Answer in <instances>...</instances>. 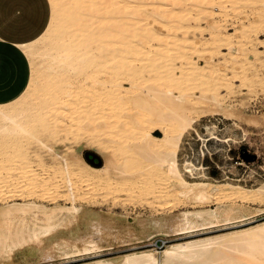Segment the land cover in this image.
<instances>
[{
	"label": "rangeland",
	"instance_id": "374dc122",
	"mask_svg": "<svg viewBox=\"0 0 264 264\" xmlns=\"http://www.w3.org/2000/svg\"><path fill=\"white\" fill-rule=\"evenodd\" d=\"M189 1L179 0L177 5L171 2L165 5V0H155L152 5L149 3L151 10L154 8L153 4L160 5L163 9L165 8L164 10L170 9L171 12L174 10L170 18L173 22L170 25L173 23L179 25L173 24L175 28L173 25L170 26L169 22L164 26L157 24L159 16L151 11L149 15L152 21L149 20L147 14L146 23L141 22L160 29H157L158 31L153 29L154 33L152 31V34L149 33V40L147 36L143 38V41L142 38L135 37V40L132 37L133 42L139 40L138 43L141 45L144 41H149L147 45L143 44L146 47L141 48L142 51L139 49H137L139 52L135 49V51L133 49L122 50V55L118 54L117 58L114 57L115 60H111L109 59L110 51L96 50L97 44L94 43L93 54L96 63L86 62L84 69L98 68L99 83L95 84L94 80H87L83 89L73 85L71 88L69 86L72 95L68 99L75 98L72 111L75 113L76 122L72 124L73 126L63 127L61 130L53 131L42 127L36 129L37 135L44 142L50 145L59 143L57 146H62L60 147L62 153L81 151L88 165L103 166L107 160V174L91 172V178L85 179L88 167L82 164L78 166L74 160H71L70 165H73L72 167L76 170H82V176L75 177L73 174L71 180L74 183L69 188L66 177L49 179L52 175V167L56 164L62 166V161L58 158L43 157L44 146L40 143L23 136L15 144L9 143L6 139L0 144L8 142L7 147L4 146L5 144L0 146V224L3 223L2 212L4 210L11 208L13 204L26 201L40 204L42 210L51 211L57 218L65 219L66 214L69 213L65 207L71 204L70 193L76 192L78 194L76 205L83 209L84 213L86 212L84 215L81 212L83 218L86 214L85 218L88 215L90 218L99 217V213L94 212L98 210L96 212H100L102 224L112 222L113 226L117 225L115 227L117 229L130 225L135 230L133 236L123 235L118 240L111 235L112 237H106V241L102 242L100 249L93 248L86 252L79 250L83 245L78 238L92 231L89 225L88 227L85 223L79 222L78 225L71 227L58 226L54 234L40 245H21L12 253L0 251V258L3 257L0 259V264H95L99 260L103 264H111L113 261L118 264V260L124 254L135 255L151 248L163 249L168 244L218 239L219 243L214 245L213 249H220L225 244L237 245L238 242H243V239L251 241L259 238L261 233L259 229L264 225V191L257 189L258 186L264 184V0H212L209 9L206 8V0H200L201 2L193 0L201 5L206 4L202 6V10L203 7L206 8L204 13L198 3L197 7L195 3L192 4L193 2ZM235 3L236 6H232ZM78 7L77 9H80ZM57 17L61 18V16ZM52 19L50 5L48 25ZM85 19L81 16L68 20L67 23L74 25L70 29L75 32L65 37L63 49L55 51L61 54L66 53V56L62 55L63 57L60 56L58 60L60 62L63 60L62 66L67 69L70 64L66 65L65 62L69 61L75 49L81 57L73 63L80 64L83 61L85 54H83L82 41L84 38L81 33L86 29V23L82 22ZM167 21L170 20L167 19ZM80 22L83 24L80 25ZM180 23L183 24L181 27ZM56 28L57 24L47 38L37 43L39 54L35 55L34 61L39 67L43 66L47 60L51 65L58 64V60L56 62L51 59V61L47 55L51 49V43L57 38ZM161 37H167L168 44L160 46ZM149 43L151 46H148ZM121 44H116L115 49L120 50L124 43ZM150 60L154 63L161 60V64L166 65L162 69L161 67L157 69L151 66L152 62L149 64L150 69L146 65L150 63ZM170 82H174L178 87V90H174L177 96L179 94L189 96L190 93L193 94L192 92L196 95L181 96L183 99L179 101V105L177 102L181 97L177 98L176 104L167 107H161L162 104L157 101V98V100L153 99L155 102L147 99L146 94L149 93L147 91L149 87L165 83V86L163 85L165 88L167 84H171ZM205 94H213L218 99L221 98L219 99L221 103L203 100L201 96ZM154 105L158 106V109L153 107ZM165 127L170 129L171 135L182 134L180 147L177 150V162L184 178L183 183L185 181L187 185H178L175 188L176 190L182 189L183 196L178 191H175L177 194L171 195L164 189L166 186H168L166 187L168 191L171 188L168 175L160 169L158 164L154 163L158 153L148 151L150 148H161L154 137L162 136V128ZM15 148L17 150H13ZM87 150L99 154L102 161L99 166L90 163L85 158L84 153ZM243 151L249 154L255 153L256 157L247 160L241 155ZM6 153H12L11 157ZM38 153L41 154L42 159L37 158ZM23 156L25 159L22 158ZM115 164L124 168L122 174L120 171L114 172L112 166ZM117 172L119 174H116ZM98 175L99 177L94 179ZM39 178L44 182H38ZM194 181H198V184L192 185ZM34 182L42 184L39 187L38 183ZM47 183L50 184L47 185ZM215 208L218 216L220 215L217 224L207 225L186 233L166 236L156 233L152 227L144 231L138 224L139 219L169 217L181 211L205 212ZM12 211L17 213V211ZM29 211L31 212L32 209ZM30 215L31 213H27V220L30 218L29 225L27 224L29 227L33 225ZM196 219L201 224L209 220H206L205 214ZM147 233L150 235L147 236ZM102 234L105 236L106 232L103 231ZM62 237L72 238L69 242L61 240ZM102 239L104 238H99L100 241ZM50 242L55 246L52 243L51 246ZM108 243L112 244L108 246ZM233 253L229 255L238 257V253ZM245 255L239 258L246 261L248 256L245 260Z\"/></svg>",
	"mask_w": 264,
	"mask_h": 264
},
{
	"label": "bare ground",
	"instance_id": "6f19581e",
	"mask_svg": "<svg viewBox=\"0 0 264 264\" xmlns=\"http://www.w3.org/2000/svg\"><path fill=\"white\" fill-rule=\"evenodd\" d=\"M48 1L52 7V14H53V19L50 22V24L47 26V28L44 30V32L38 38H36L30 42H27V43L18 44V47L21 49V51L30 60L31 75H30V80H29V83H28L26 89L16 100L11 101V102H7L4 104H0V144L2 143V141H4V139H6L9 143L15 144V142H19V140L23 136H26V138L32 139L36 143H40L42 146H44L43 150L45 151V154H43V157H50L52 159L58 158L60 161H62V166H60L58 164L54 165L53 167L51 166L52 167V175H50L51 177H49V179L50 178L56 179V178L66 177L67 186L71 187V185L74 183V182L72 183L71 176L72 177L74 175H75V177L82 176V170L74 169V167H72L73 165H70L69 161L74 160L75 163L78 164V166H79V164L86 165L88 167V170H87L88 172L86 171L85 179L87 177H88V179H90L92 176V174H90L91 172H100V173H106L107 174V172H108L107 160L105 161L103 166L98 165L99 167H96V166L88 165L85 162V160L81 154L82 153L81 151H78L76 153V150L74 149L75 151H72V152L69 151V152L62 153V151L60 150V147H62V146H57V145H59V143H54V144L51 143V145H50L47 142H44L40 138V136L37 135L36 129H38L39 127H42V128H46L48 130L50 129L53 131L58 130V129L61 130V128L69 127L76 122V118L74 117L75 113L72 111V106H73L72 103L75 102V98L72 97L71 99H68L69 96L72 95L71 89H70L71 86L73 85V86H76L80 89H83V88H85L84 84L86 83L87 80H94L95 84L99 83L98 75H97L98 74L97 72H99L98 68L84 69L86 62L90 61V62L96 63V59H94V54H93V44L94 43L97 44L96 50H101V49H104L105 51L109 50L110 51V55H109L110 58L109 59H111V60H113L114 57L117 58L116 56H118V54L122 55V53H123V52L121 53L122 50L123 51L124 50L130 51L133 49V51L136 50L137 52H139L137 50V49H139L142 51L141 48L145 49L147 42H149L148 41L149 40L148 39L149 33H151V31L153 32V29H155L154 31H156L157 29H160L158 27V25H156V23L162 24L164 26V24L166 25V24H168V22H169V25L171 22H173V21H171L170 18L172 17V13L174 10H172V12L170 9L164 10L165 8L163 9L160 5H155V4H153L152 7H154V8L152 10L149 9V8H151L148 6L149 3L152 5V3L155 0L154 1L153 0H48ZM165 1H166L165 5H167V3L170 4V2H171V4L173 3V5H175V4L177 5L179 2V0H165ZM184 1H186V0H183V2ZM190 1L193 2V0H190ZM204 1H203V3H204ZM211 1L212 0H206V2H205L207 4L206 8H208L212 5ZM194 3L195 2H193L192 4H194ZM197 3H198V5L201 6V7L199 6V8L201 10H202V6L206 5L205 3H204L205 5H201V3H199L198 1H197ZM197 3H195L194 5H197ZM194 5H191V6H194ZM198 5H197V7H198ZM78 6L80 7V9H77ZM232 6H236V3ZM203 8L204 9L202 10V12L204 13V11H206V8L205 7H203ZM190 10H192V9H190ZM237 10L238 9H236V11ZM151 11L153 14L157 13V15L159 16V18H158L159 20H157V22H156L157 18L156 17H154L156 19L153 18L154 22H156L155 25L158 27L157 29L155 26H149V24L148 25L142 24V22H141V21H145V19L147 18V14H148L149 20L152 21V19H150L151 16L149 15V14H151L150 13ZM60 12H61V15H59ZM57 13H59V14L57 15ZM258 13H259V10H258ZM183 15H184V13H183ZM57 16H61V18H59ZM81 16L86 18L84 21H82L84 24L86 23V26H85L86 29L84 31H82V33H81V36L84 38V41H82V49H83V54H85V55L83 57L82 63H80V64L73 63V62H76V60L81 57L80 54L76 53V49H75L74 53L71 56L69 55L70 56V58H69L70 62L69 61L65 62L66 65H67V63L70 64V67L67 69L65 66H62L64 61L63 60L61 62L59 61L60 56L61 57L66 56V53L62 52V54H61V52L57 53L55 51L58 49H63V45L65 44V37L70 36V35L74 34V32H75L73 29H70L74 25L71 26L69 24L70 22L67 23L68 20L71 18L81 17ZM152 17H153V15H152ZM208 18H210V17H208ZM142 19H144V20H142ZM167 19L170 21H167ZM146 21H145V23H146ZM180 21H177V22L179 23ZM83 23L80 22L79 24L81 25ZM55 24H57V28H56L57 38H55L54 42L51 43V45H50L51 49L49 52H47L48 53L47 55L49 57L48 59H50V60L52 59L53 61L57 62V60L59 59L57 63L58 64L60 63V65H58V64L57 65L56 64L51 65L48 62L49 60H47V62L43 63V66L39 67V65H37L34 61L35 55L37 56V54H39L38 48H37V43L38 42L40 43V41H43L45 38H47L49 36V33L52 30V28H54ZM173 24L175 25L176 23H173ZM173 24H171V25H173ZM150 25H152V24L150 23ZM162 25H160V26L163 27ZM178 25H175V26H178ZM182 25L183 24L180 23V27ZM82 26H84V25H82ZM177 29H178V27H177ZM136 32H137V35H136ZM170 32H171V30H170ZM131 33H133L134 36ZM146 36H147L148 40H147V42L144 41V43H143L142 42L143 38L145 39ZM132 37L142 38L141 42L143 44L146 43V45L144 46L143 44L142 45L139 44L138 43L139 40H137V42H133ZM154 37H155V35H154ZM166 38L167 37L160 39V42H161L160 46H162L163 44L166 45V43L168 44L169 41L167 42L168 38L167 39ZM152 39L150 41H152ZM158 39H159V37H158ZM135 40H136V38H135ZM118 42H120L122 44L124 43L120 50H118L119 48L115 49L116 44L117 45L120 44ZM42 44H43V42H42ZM149 44H148V46H151V44L150 45ZM47 46L49 47L48 44H47ZM180 47L182 48V46H180ZM131 54H133V52ZM160 59L162 60L163 57ZM121 60L122 59H120V61ZM158 60H156V62ZM161 60L158 61L157 63H154L153 60H150V63H148L146 65H148L149 66L148 68L151 69L149 64H151L153 62L151 64V66H155L157 69L161 67V69H162V67H164V65H166V64L163 63L164 62V60H163V62H162L163 65H162ZM40 65H42V64H40ZM126 65H128V64L126 63ZM159 65H161V66H159ZM59 67H60V69H59ZM63 69H65V70L63 71ZM152 69H155V68L152 67ZM173 72H175V71H173ZM169 77H171V75ZM153 79H154V77H153ZM160 80H162V79H160ZM65 82H66V85H65ZM173 83H171L172 85L167 84L165 88L163 87V85L165 83H163V85L158 83L159 85H157V86H156V84H154L155 87H153V85H152L151 86L152 88L149 87L150 89L149 88H148V90L146 89L149 92L148 95L146 94V96L148 97L147 99H152V100L158 99L157 101L159 103L161 102V104H162V106L160 105L161 107H164V106L167 107L169 105L176 104L177 98H179L183 95L181 94V96H180V94H179V96H177V93L174 90L175 89L178 90V87H176L175 83L174 84ZM131 85H132V83H131ZM69 86H70V88H69ZM140 87L142 88V86H140ZM141 91L143 92V90H141ZM192 93L193 94L190 93L189 96L184 95L183 97H185V96L191 97V96L196 95V94H194V92H192ZM183 97H181L178 100L177 104L180 103L179 101L181 99H183ZM201 98L203 100L212 101L214 103H221V100H219L221 98L218 99L213 94L212 95L205 94V95H202ZM152 100H150V101H152ZM178 105H176V106H178ZM153 107H157V109H158V106L154 105ZM153 107H151V109ZM119 111H120V109H119ZM132 112H134V111H132ZM129 120H130V118H129ZM62 131H64V130H62ZM70 131H71V127H70ZM170 132H171L170 129H168L166 127L162 128V136L154 137V138H156L157 143L160 145L161 148L160 149L150 148V150H148V151L149 152L153 151V153L154 152L158 153V156L155 159L154 163L158 164L161 167L160 169H162L163 172L168 175V180H169V183L171 186L169 191H171V192L168 191V189H167L168 186H166L167 188L164 187V189L167 190V192L169 194L175 195V193H176L175 191H178L179 193L182 192L181 191L182 189L176 190L177 188H175V187L178 185L179 186H181V185L186 186L187 183H185V181L183 183L184 178L182 176L181 170H180V168L178 166V162H177V159H178L177 158V150H178V147H180L179 144H180L182 134H178V135L176 134L177 136H175V134L174 135L172 134L173 135L172 136ZM132 137H134V136H132ZM59 139H60V137H59ZM8 142H5V143L3 142V144L0 146L2 147L5 144L4 146L7 147ZM50 142H52V141H50ZM22 143H24V142H22ZM12 146H14V145H12ZM23 146L25 147V145H23ZM1 147H0V149H1ZM132 147H133V145H132ZM132 147H131V149H132ZM18 148H19V146H18ZM13 150H17V148H15ZM24 151H26V150H24ZM46 151H47V153H46ZM138 153H139V151H138ZM11 154H9V156ZM15 154H16V152H15ZM41 154L38 153L37 158L42 159ZM22 158H24V156ZM52 163H54V162H52ZM41 166H43V165H41ZM75 166H77V165H75ZM51 167H49V168H51ZM112 167H113V170H115L114 172L120 171V174H122L121 173L122 171L124 172V168L121 165L115 164ZM145 170H147V168ZM34 173H32V174L34 175ZM37 173H39V172H37ZM116 174H119V173L117 172ZM134 174L135 173H133V175ZM103 175H101V176H103ZM36 176H38V175L36 174ZM97 177H99V175L96 176L94 179H96ZM83 178H84V176H83ZM29 179H31V177ZM37 181L39 182V181H43V180H40V178H39V180H37ZM37 183H35V184H37ZM27 184H29V183H27ZM41 184L42 183H38L37 185H39V187H40ZM48 184H50V183H47V185ZM191 184L196 185V184H198V181H194ZM24 186H26V185H24ZM74 188H75V186H74ZM74 188H72V189H74ZM164 189H163V191H164ZM257 189L261 190L263 192L264 191V184L258 186ZM34 191H35V189H34ZM164 192L167 194L166 191H164ZM182 193H181V195H182ZM162 194H164V193H162ZM77 196H78V194H76V192L70 193V203L71 204L69 206L65 207V209L69 212L68 214H66L67 218H65V219L64 218H62V219L57 218L51 211L42 210L40 207V204H36L33 201H26L24 203H19V204L16 203V204H13L11 208L4 210L2 212L3 223L0 224V251L12 253V251L15 248H17L18 246H21V245H32V244H39L40 245V244H42V242L46 241V239H48L49 236L54 234L56 227H58V226H65V227L70 226L71 227L73 225L76 226L79 224V222H81L82 224L85 223L86 226L89 225L92 228V231L89 234L86 233L88 235H86L84 233L86 236H83V237L81 236L80 238H78L79 233L77 234V238L80 239V241L83 245L81 249L79 248V250H84L86 252H87V250H90L93 248H97V249L99 247L101 248L102 242L104 243V241H106V237L109 238L111 235L114 237V239H118V240H120L119 238H121V236H123V235L133 236V234L135 233V230L132 229L131 228L132 226L130 227V225H126L125 227L122 226L123 228L117 229V228H115L117 225L113 226L114 224H112V222H107L106 224H102V217L100 216V212H96L98 210H96V211L92 210V211H94L95 213H99V215H98L99 217L90 218L89 217L90 215H88V217L85 218L87 215L86 214L85 217L83 218L82 216L86 212L84 213L82 211L83 209H81L78 205H76ZM185 196H187V195H185ZM255 196H256V194H255ZM255 198L259 199L260 197H255ZM29 209H32V211L28 212ZM12 210L17 211L18 214L13 213ZM53 212H55V211H53ZM81 212H83V215H81ZM27 213H31V215H30L32 218L31 221H33V225L30 227L28 226L29 225L28 220H30V218L27 220ZM92 214L94 215V213H92ZM203 214L206 215V220L209 219L207 221V223H205V224L204 223L201 224V223L197 222V219H196V217L202 216ZM219 216L217 214L216 208L207 210L205 212H202V211H194V212L181 211V212L173 214L169 217H164V216L159 217L158 216V217H154L151 219H139L138 224H139L140 228L144 229V231L148 227L149 228L152 227L153 229L156 230V233L164 234L167 236V235H171V234L186 233V232H190L191 230L195 231L196 229L207 226V225L208 226L209 225H215V224H217V222H219V218H218ZM233 220H234V218H233ZM107 221H108V219H107ZM222 221H221V223H222ZM153 229H152V231H153ZM80 231L81 230H79V232ZM103 231L106 232L107 236L106 235L104 236L102 234ZM259 231L261 233L259 234L260 235L259 238L256 240L246 241V239L245 240L243 239V242L242 241L238 242L237 245H230V244L226 245L225 244V245H222L221 246L222 248H220V249H213V246L219 243L218 239H208L206 241H195V242H189V243L186 242V243H180V244H168L163 249L151 248L149 250H146L144 252H141V253L135 254V255L124 254L121 256V258L118 260L119 262H117V263L118 264H236V263H241V264L261 263V264H264V225L262 227H260ZM149 232H150V230H149ZM150 233L149 234L147 233V236L150 235ZM70 238H72V237H70ZM70 238L62 237L61 240L69 241ZM99 238H104V239H102L100 241ZM74 240H76V239H74ZM51 243L52 242H50V245H51ZM255 243H257V244H255ZM111 244L112 243H108V246ZM50 245L48 246V244H46V246H48V247H50ZM52 245H53V243H52ZM46 246H44V247L47 248ZM53 246H55V245H53ZM44 247H42V248H44ZM42 248H40V249H42ZM51 252L53 253V251H51ZM232 252L238 253L239 254L238 257L229 255V253H232ZM47 253H46V256H48ZM66 254H68V253H66ZM241 255H245V257H244L245 260H246V256H248V259H247L248 261L247 260L246 261L241 260L240 259L241 257L239 258V256H241ZM4 257H6V256H4ZM2 258H0V259H2ZM96 262L97 263H95V264H103V262L101 260L96 261ZM114 262L115 261H113L111 264H116Z\"/></svg>",
	"mask_w": 264,
	"mask_h": 264
},
{
	"label": "crops",
	"instance_id": "0c3cea01",
	"mask_svg": "<svg viewBox=\"0 0 264 264\" xmlns=\"http://www.w3.org/2000/svg\"><path fill=\"white\" fill-rule=\"evenodd\" d=\"M49 20L48 0H0V104L16 100L26 89L30 60L18 44L38 38Z\"/></svg>",
	"mask_w": 264,
	"mask_h": 264
},
{
	"label": "water",
	"instance_id": "95a60500",
	"mask_svg": "<svg viewBox=\"0 0 264 264\" xmlns=\"http://www.w3.org/2000/svg\"><path fill=\"white\" fill-rule=\"evenodd\" d=\"M241 155H242V157H244L247 160H249V159L251 160V159H254L256 157L255 153L249 154L246 151H243L241 153ZM84 156L90 163H93L95 165H100L101 162H102L101 161V157L99 156V154L94 152V151H92V150L85 151ZM95 158L97 160H94Z\"/></svg>",
	"mask_w": 264,
	"mask_h": 264
},
{
	"label": "flooded vegetation",
	"instance_id": "af4514ba",
	"mask_svg": "<svg viewBox=\"0 0 264 264\" xmlns=\"http://www.w3.org/2000/svg\"><path fill=\"white\" fill-rule=\"evenodd\" d=\"M95 160V159H94Z\"/></svg>",
	"mask_w": 264,
	"mask_h": 264
}]
</instances>
